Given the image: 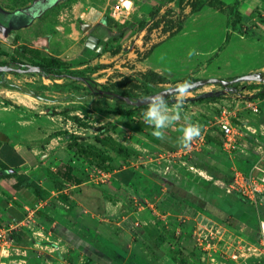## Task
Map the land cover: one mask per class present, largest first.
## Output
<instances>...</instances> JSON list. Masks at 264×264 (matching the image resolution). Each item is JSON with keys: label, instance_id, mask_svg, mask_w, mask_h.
Here are the masks:
<instances>
[{"label": "rangeland", "instance_id": "rangeland-1", "mask_svg": "<svg viewBox=\"0 0 264 264\" xmlns=\"http://www.w3.org/2000/svg\"><path fill=\"white\" fill-rule=\"evenodd\" d=\"M37 1L0 0V63L9 62L12 57L28 62L19 51L29 46L71 66L62 69L61 77H46L36 72L0 74L2 137L25 141L27 133H50L58 127L68 132L76 126L77 117L97 127L104 121L101 112L117 105L127 106L97 92L104 89L128 91L131 99L137 100L179 87L186 78L232 80L252 73H260L264 78V0H239L235 10V0H220L222 4L217 3L219 0H129V6L123 0H58L40 15L27 17L26 9ZM51 1L37 2L31 10L39 12ZM93 10L99 12L94 21L87 18ZM90 22V28L84 32L83 25ZM89 34L100 38L95 48L86 45ZM116 35L118 40L111 42ZM84 80L91 83V89ZM263 85L260 80H241L232 83L225 92L221 83H208L188 91L184 97L222 91L213 101H184L180 118L187 126L204 125L207 119L221 116L225 109L237 128L229 150L223 145L221 150L203 147L194 150L193 157L187 160L195 170L171 157L176 162L169 177L176 178L178 174L176 180L185 185L190 180L201 184V170L205 166L220 176V182L211 180L219 194L211 192L212 196L208 194L202 199L186 190L183 193L195 210L202 213L214 210L212 203H206L208 198L224 197L228 202L226 213L216 212L214 219L206 215L221 226L205 219L193 223L181 220L178 235L186 238L179 247L170 244L153 247L151 251L134 246L118 253H102L63 226L56 231L41 225L38 217L35 223L28 222V211L11 213L1 204L0 227L15 217L24 224L10 229L7 237L1 239L0 264H264L261 244L264 200L252 203L228 187L235 171L258 179L261 172L264 174V97L254 96ZM170 99H177V95H171ZM251 100L258 102L259 112L247 107V101ZM175 104L167 103V108ZM146 108L139 109L132 119L145 123L142 117ZM64 126L68 128L63 130ZM127 135L131 136L132 132ZM214 155L221 156V162L212 158ZM4 198L0 199L8 202L10 196ZM137 229L138 226L131 227L136 232L135 240ZM242 230L249 234V240L260 243L247 242V238H242Z\"/></svg>", "mask_w": 264, "mask_h": 264}, {"label": "crops", "instance_id": "crops-1", "mask_svg": "<svg viewBox=\"0 0 264 264\" xmlns=\"http://www.w3.org/2000/svg\"><path fill=\"white\" fill-rule=\"evenodd\" d=\"M118 106L128 107L117 105L107 112H101L104 121L98 123L97 127L80 120L84 125L74 122L76 126L74 129L69 128L68 132L60 131L59 127H54L50 133L32 131L27 133L28 139L25 141L2 137L0 134V171L4 172L0 176V198L10 196L8 202L0 199V205L3 204L11 213L28 211L26 218L31 223H35L36 212L40 211V219L45 221L47 227L57 231L63 226L102 253H118L134 246L151 251L153 247L162 248L170 244L173 248L179 247L180 243H185L183 240L186 238L185 235H178L181 220L193 223L205 219L219 225L213 219L216 212L226 213L228 202L224 197L213 196L212 200L208 198L205 201L213 204L211 207L214 210L206 211L212 219L205 212L195 210L192 203L185 199L183 190L205 199L206 195L212 196L211 192H216L217 187L212 185L211 180L220 182V176L208 171L205 165V170L201 171L210 179L201 175V184L198 185L194 180H190L188 185L177 181L178 174H175L176 178L169 176L176 162L172 158H178V164H187L193 168L187 158L193 157L194 150L200 147L216 148L208 136L215 137L223 145L221 136L208 134L205 144L197 149L187 148L180 143L183 129L187 127L181 118L163 130V139H158L153 135V127L132 119L138 110L124 115L111 112ZM108 125L109 129L101 134L100 126ZM196 126L201 131L205 124ZM65 128L68 127L64 126L63 130ZM131 132L132 135L128 136ZM97 135L111 136L134 153L130 156L118 155L112 148L97 142ZM70 136L83 145L90 143L96 146L106 159L97 162V158L84 157L75 147L70 149ZM214 156L212 158L221 162V156ZM228 156L233 158L231 153ZM65 164L72 166L71 173L81 180L80 183L66 178L69 171ZM21 174L25 175V180H22ZM19 181L16 188L15 184ZM28 182L36 184L39 192ZM64 197L68 200H64ZM217 199L219 202H216ZM134 226H138L136 240L133 239L136 232L131 231ZM49 233L52 234L51 231ZM241 233L247 242L260 243V240H249V234L244 230Z\"/></svg>", "mask_w": 264, "mask_h": 264}, {"label": "trees", "instance_id": "trees-1", "mask_svg": "<svg viewBox=\"0 0 264 264\" xmlns=\"http://www.w3.org/2000/svg\"><path fill=\"white\" fill-rule=\"evenodd\" d=\"M218 4H222V1H218ZM239 4V0H235L234 1V5H233V10L237 9ZM156 13H153V16ZM118 36H112L111 38V42H116L118 40ZM229 40V36L226 37L225 41L227 42ZM20 56H22L23 58H25L28 62H23V61H18L15 57H12V60L9 62H2L0 63V65H6V64H14V63H30L32 65L35 66H39L41 67L42 70V75H47L49 76H54V77H61L62 74V69L65 68H69L71 66V64L67 61H64L58 57H55L53 55H49V54H45L42 50L34 48V47H29V46H23L20 51ZM189 82L192 83L194 81H196V79H185V82ZM84 82L87 84V86L91 89V83L84 80ZM95 92V91H94ZM98 93L108 97V98H112L114 100H121L123 101L125 104H127L128 107H116L113 111L111 112H116V113H120L121 115L124 114H132L134 112V110H139V109H143L144 107H146L147 105H141V106H135V105H130L128 103H126L123 99H121L119 97V95L122 96H126L128 98L131 99V94L128 91H122V92H115V91H109V90H100L97 91ZM175 94V93H174ZM223 94L222 91H211V92H204V93H199L198 95H196L195 97H187L184 99V101H188L191 103H202V102H206V101H213L218 99L221 95ZM173 95V94H172ZM257 97H264V85L263 87L260 89V91H258L257 95H254ZM147 97V96H146ZM171 95L166 98L165 100L167 101V103H177V99H170ZM78 120V121H77ZM76 123H79L81 125H84V123H81L80 119L77 118ZM109 125L108 126H100L99 130L101 132V134H103L104 131L109 129ZM95 140L97 142H99L100 144H102L103 146H108L110 148H112L118 155L123 154L125 156H130V154L134 153V151L132 149H129L128 147L122 145L121 143H119L118 141L114 140L111 136L108 135H97L95 136ZM208 140L210 141L211 144H213L214 142V146L217 149H222V145L220 142L217 141V139L213 136H208ZM68 147L70 149L72 148H76L77 152L82 154L84 157H94L97 158V162H103L106 157L101 156V150L99 148H97L96 146L87 143L85 145L79 143L76 139H71L68 142ZM66 169L69 171V174L66 175V178L70 181H75L77 183H80L81 180L77 177H75L71 172H72V166L65 164ZM4 174L3 170L0 171V176H2ZM21 178L22 180H25L26 177L25 175L21 174ZM21 181V180H20ZM15 184V187L18 188L19 183ZM29 184L33 185L35 190L37 192H39V187H37L36 184H34L33 182H28ZM64 200H68L66 197H64ZM216 202H219L218 199ZM222 202V200H221ZM37 213V217L38 220L41 224L45 225V221H43L42 219H40V211L36 212ZM206 214V213H205ZM208 215V214H206ZM228 217V216H227ZM16 220H18L17 217H15ZM232 224V223H231Z\"/></svg>", "mask_w": 264, "mask_h": 264}, {"label": "built area", "instance_id": "built-area-1", "mask_svg": "<svg viewBox=\"0 0 264 264\" xmlns=\"http://www.w3.org/2000/svg\"><path fill=\"white\" fill-rule=\"evenodd\" d=\"M121 7L124 8L122 4ZM116 8L119 9V6ZM247 107L255 113L259 112L258 102L255 100L247 101ZM236 133L237 128L229 119L226 110L224 109L221 116L213 119H207L203 130L200 131V135L195 137L189 143L187 148L197 149L200 145L206 143V135L219 134L221 136L223 146L225 149L229 150L235 141ZM223 183L225 184V182ZM228 187L231 189V191L244 196L252 203L257 204L264 200V179H258L251 174H244L241 171H235L234 178ZM26 220L30 222V219L26 218ZM23 224L24 223L22 220H8L5 227H0V243L2 238L4 239L7 237V232L10 229L16 228L17 226ZM207 236L211 235L207 234ZM207 236H204V238ZM3 242L6 243V240H3ZM261 244L264 246V240H261Z\"/></svg>", "mask_w": 264, "mask_h": 264}, {"label": "clouds", "instance_id": "clouds-1", "mask_svg": "<svg viewBox=\"0 0 264 264\" xmlns=\"http://www.w3.org/2000/svg\"><path fill=\"white\" fill-rule=\"evenodd\" d=\"M191 88L189 82H184L176 90L177 103L174 105L173 110L169 112L167 109V101L163 94L149 96L146 98L145 103L147 108L143 113L144 122L153 127V135L158 139L164 138L163 130L170 127L180 119V113L184 104V97L187 95ZM200 135V129L196 125L189 124L183 129V136L180 138V143L187 147L189 143Z\"/></svg>", "mask_w": 264, "mask_h": 264}, {"label": "water", "instance_id": "water-1", "mask_svg": "<svg viewBox=\"0 0 264 264\" xmlns=\"http://www.w3.org/2000/svg\"><path fill=\"white\" fill-rule=\"evenodd\" d=\"M58 0H52L50 3L48 4H44L43 8L40 9L39 12H36L34 13V11H32L31 9L35 6V4L37 2H40V3H44V0H39L37 1L33 6L29 7L26 9L25 13L29 16H36V15H40L43 11H45L48 6H51L52 4H55ZM99 12H96L94 13V10L91 11L88 15H87V18L94 21L95 18L98 16ZM91 26V22L90 23H85L82 27V30L84 32H87V30L90 28ZM3 33L6 35L7 34V28H4L3 29ZM100 42V38H98L97 36L93 35V34H89L88 36V39L86 41V45L91 47V48H95L98 43ZM102 49V46L99 45V50ZM12 70H14L13 67L11 66H8V65H0V72H11ZM20 72L19 69H16ZM42 71V68L39 67V66H35V65H31V64H27L26 65V70L25 72L26 73H29V72H41ZM44 75V74H43ZM46 77H48L47 75H44ZM241 80H260L262 82H264V78L262 77V75L260 73H252V74H246V75H242V76H238V77H235L233 78L232 80H224V79H220V78H209V79H205V80H196L191 84V88L190 90H193V89H197V88H200L208 83H215V82H219L221 83L222 85H227V83H234V82H238V81H241ZM178 87H174V88H167V89H164V90H161L157 93H154L152 95H149V96H154V95H158V94H163L164 95V98H168L170 95L174 94L175 93V90L177 89ZM189 90V91H190ZM102 93V92H100ZM147 96V97H149ZM119 97L121 99H123L126 103L130 104V105H135V106H141V105H147L145 103V100L147 97L143 98V99H137V100H132L126 96H122V95H119ZM258 177L264 179V174L261 172Z\"/></svg>", "mask_w": 264, "mask_h": 264}, {"label": "flooded vegetation", "instance_id": "flooded-vegetation-1", "mask_svg": "<svg viewBox=\"0 0 264 264\" xmlns=\"http://www.w3.org/2000/svg\"><path fill=\"white\" fill-rule=\"evenodd\" d=\"M12 17L14 16V15H11ZM11 17V18H12ZM27 17H28V15H27ZM9 25H10V23H9ZM11 27V26H10ZM27 64H30V63H14V64H6V65H8V66H11V67H13L14 68V70H12L11 72H15V73H22V72H25V70H26V65ZM32 65V64H31ZM16 69H19L20 70V72L18 71V70H16ZM43 70V69H42ZM1 73H4V72H0V74ZM36 73H38V72H36ZM39 73H43L42 71L41 72H39ZM232 83H227V85H223L224 86V91L225 92H228L229 91V87H230V85H231Z\"/></svg>", "mask_w": 264, "mask_h": 264}, {"label": "bare ground", "instance_id": "bare-ground-1", "mask_svg": "<svg viewBox=\"0 0 264 264\" xmlns=\"http://www.w3.org/2000/svg\"><path fill=\"white\" fill-rule=\"evenodd\" d=\"M123 1H124V3H125L126 6H129V5L131 4V2H130L129 0H123ZM201 175H204V177L209 178V176L206 175L204 172H202ZM209 179H210V178H209Z\"/></svg>", "mask_w": 264, "mask_h": 264}]
</instances>
